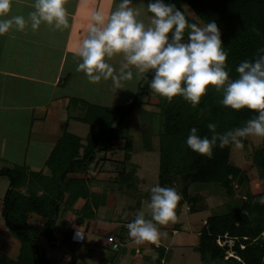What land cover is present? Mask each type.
Wrapping results in <instances>:
<instances>
[{"label": "trees", "instance_id": "obj_1", "mask_svg": "<svg viewBox=\"0 0 264 264\" xmlns=\"http://www.w3.org/2000/svg\"><path fill=\"white\" fill-rule=\"evenodd\" d=\"M166 2L174 3L185 12L191 22L198 24L206 23L208 20L216 22L222 44L228 51L226 68L231 78L237 75L235 67L240 61L251 60L257 49L264 47V0H166ZM186 6L194 15L186 11ZM151 75L150 71L146 73L136 98L127 105L101 107L83 103L82 109L85 110L83 120L90 125L87 143L82 146L78 138L64 134L47 162L53 176L50 181L44 182L40 174L26 171L19 166L0 170V175L10 177V188L3 200L4 224L20 243L19 253L15 257L0 251V264H49L45 254L39 252L40 237L45 234L52 238L53 227L64 210H61L64 195L66 193L77 195L81 191L78 189L81 188L83 191L88 189L83 181L69 178L68 175L86 169L98 153L111 151L114 143L121 138L126 139V145L124 159L119 162L118 182L122 186L132 185L130 182L136 177L138 164L131 160L134 141L132 136H129L132 135L129 128L125 129L123 124L131 112L141 107L145 99L150 98L152 94L158 99L156 106L160 109L161 123L158 131L149 136L151 138L146 137L150 132V124L148 122L143 124L139 131L142 143V148L139 149L150 152L158 150V184L175 188V181L178 180L182 184L181 192L176 188L181 195L176 208L187 203L197 209L200 196L196 195L197 192L190 193L191 185L194 184L218 185L222 195L230 196L231 199L236 198L237 194L247 197L226 213L207 217L200 234L199 251L209 260L226 264H264V244L260 240L261 234H264V203L259 202L264 190L249 195L248 172L231 162L232 144L223 148L214 147L212 157L208 158L191 150L185 143L189 129L193 126L198 129L199 135L210 136L211 132L207 128L209 122L216 124V132H224L242 126L256 113L246 108L233 110L221 105L219 101L222 93L213 86H208L196 107H192L180 96H175L169 101L148 87ZM77 102L78 99H72V104L77 105ZM81 147L82 155L79 154ZM251 160L257 176L264 178V145L254 150ZM39 191L42 192L40 195ZM30 214L45 217V224L41 226L30 223ZM225 235L235 238L237 243L233 249L236 252L235 256L225 258L226 260H224L227 256L226 246L217 243V239H223ZM251 240L255 242L250 243ZM240 245H244V248Z\"/></svg>", "mask_w": 264, "mask_h": 264}, {"label": "crops", "instance_id": "obj_2", "mask_svg": "<svg viewBox=\"0 0 264 264\" xmlns=\"http://www.w3.org/2000/svg\"><path fill=\"white\" fill-rule=\"evenodd\" d=\"M14 3L15 15L18 14L17 9L26 4L20 15L27 19L32 11V0H14ZM117 3L118 0H65L67 27L57 29L42 22L36 30L31 29L29 24L22 31L12 28L0 35V113H4L0 115L1 164L10 168L23 167L26 171L40 174L42 181H50L52 174L47 162L64 134L78 138L82 146L87 143L90 125L83 120V103L99 105L95 101L103 100V84L89 82L82 71H76V65L81 60L73 50L86 35L91 13L95 10L108 13L115 9ZM131 6L139 8L140 18L147 22L151 14L146 11V0H133ZM119 60L120 57H114L110 63L118 65ZM72 99H78V104H72ZM114 146L107 153H98L86 169L68 175L83 181L88 189H78L81 191L77 195H64L61 204L64 216L59 215L56 220L51 244L56 248L63 247L65 253L56 258L45 254L48 263L180 264L185 260L181 264H187L197 254V258L203 261L201 264H224L209 260L199 251L200 234L206 221L196 229L188 216L185 217L189 220L187 225L181 222L184 221L180 218L182 213L191 215L198 210L193 206H187L186 210L184 207L176 208L175 221L158 225L161 232L158 242L137 244L128 236L126 224L132 219L125 218L126 210L120 207L119 199L129 195L133 189L140 190V185L135 186L131 181L132 185L122 186L118 182L119 174L115 175L116 178L102 176L101 170L107 164L110 153L114 152ZM6 148L12 154L20 152L21 156L9 162L3 157ZM79 154H83V147ZM121 161L117 160L115 165L118 166ZM22 191L26 193L24 188ZM144 192L143 199L147 201L149 197L146 190ZM41 193L39 191L38 195ZM111 212L112 216L109 215ZM144 215L149 214L145 212ZM1 222L2 226L5 225L3 216ZM29 222L42 226L46 218L30 214ZM77 229L83 232L80 239H74ZM108 236L116 237L118 249H112ZM261 238L264 244L263 233Z\"/></svg>", "mask_w": 264, "mask_h": 264}, {"label": "clouds", "instance_id": "obj_3", "mask_svg": "<svg viewBox=\"0 0 264 264\" xmlns=\"http://www.w3.org/2000/svg\"><path fill=\"white\" fill-rule=\"evenodd\" d=\"M132 4L133 0H118L108 13H91L86 35L73 50L81 60L76 71H82L92 83L110 80L115 90L122 89V82L133 79V69L136 79L150 71L148 87L169 101L180 96L196 107L208 86H213L222 93L221 105L256 113L242 126L224 132H216V124L209 122L210 136H201L195 126L191 127L186 145L208 158L214 147L232 144L239 148L245 137H264V47L257 49L251 60L240 61L235 67L237 75L231 78L226 68L228 51L214 20L191 22L174 3L146 0V11L151 15L145 22L140 18V9ZM31 7L25 19L23 15L9 14L12 0H0V35L12 28L22 31L29 24L36 30L42 22L57 29L67 27L65 0H32ZM114 57H120L118 65L110 63ZM180 199L175 187L152 185L147 203L150 218L138 211L126 224L128 236L137 244L158 242V225L175 221ZM259 202L264 203V195ZM82 235L77 229L74 239Z\"/></svg>", "mask_w": 264, "mask_h": 264}, {"label": "rangeland", "instance_id": "obj_4", "mask_svg": "<svg viewBox=\"0 0 264 264\" xmlns=\"http://www.w3.org/2000/svg\"><path fill=\"white\" fill-rule=\"evenodd\" d=\"M14 0H12V8L10 11V15H15L14 10ZM30 5V4H29ZM26 9V4L21 5L20 8L17 9L18 14L20 15L21 11H24ZM186 11L190 15H194L193 12L190 10L189 7H185ZM31 10V8H29ZM203 24V23H201ZM4 35V34H3ZM10 37H8L9 40ZM134 76L132 80L124 81L122 82V89L115 90L112 86V83L110 80L104 81L101 80L100 84H103L101 86L103 90L102 99L103 100H97L95 103L99 104L101 107H113V106H121V105H127L131 101H133L140 89V85L145 79L146 73L141 76L140 79L135 78V70H133ZM112 97V99H110ZM146 101L143 102L141 107L136 108L131 112V114L127 117V119L124 122L125 129L129 128V133L132 135L133 143V156L132 161L139 165L136 177L134 180H131L132 184L135 186L140 185V187L137 189H133L132 192L129 193V195L126 194L124 197H120V207H124L126 212L124 213L125 218L127 220L134 219L138 211H143L144 213L147 212L149 215L147 218H150V210L147 208L148 200L145 201L143 197L145 196L144 190H146V194L149 197V189L152 185L157 184L158 182V164H159V152L158 150L155 151H146L142 148V143L140 141L139 131L140 128L148 122L150 124V132H148L146 137H149L152 133H155L158 131V128L160 126V109L156 106L157 103V96L155 94L150 95V98L145 99ZM113 105V106H112ZM0 115H4V113H0ZM10 120H12L10 118ZM115 125V124H114ZM86 127V126H85ZM87 128V127H86ZM151 138V137H149ZM126 139L121 138L117 140L114 144V152L111 154L110 157L106 160L108 161L106 165H104V168H102L101 172H103L102 176L104 178L109 175L111 178H116V174L118 175L120 172L119 165H115V162L117 160H122L124 157V147L126 145ZM33 142H31V146L33 147ZM264 145V137H256V136H248L243 138L242 146L236 147L235 145L232 146L231 149V162L240 167L243 168L248 172V185L247 189L250 191L249 195L256 194L258 192H262L264 190V178H259L257 176L256 168L254 167L252 163V155L254 153V150L260 146ZM68 151H66L67 153ZM1 154V151H0ZM15 154V155H13ZM6 148V152L3 153V157H5L9 162H13L16 158H19L21 156V153H13ZM2 155V154H1ZM116 160V161H115ZM9 165V164H8ZM14 165V164H13ZM4 166L6 168L7 165L0 163V170L4 169ZM17 167V166H15ZM95 172V171H94ZM105 173V174H104ZM107 186V185H106ZM175 186L178 191L181 192L182 190V184L177 180L175 181ZM190 193L194 194L197 192L196 195L200 196V199H198L199 203L196 205V208L198 210L194 212L193 214H186L182 213L180 215V218H184V221H181L184 225H187V221L193 222L192 227L194 229L198 227H202L203 221L205 222L207 220V217L212 215H218L223 214L229 211L232 207L237 206L238 202L245 201L247 197H241L239 194H237L236 198L231 199L230 196L222 195L220 187L215 184H194L191 185ZM10 188V177L7 175H0V251L6 253L7 255L15 257L20 250V243L16 236L13 234V232L8 229L5 225L2 226L1 218H2V203L5 198V195ZM122 192V191H120ZM123 195V194H122ZM233 200V201H232ZM145 201V202H144ZM232 202V205H231ZM117 203V202H116ZM118 202V204H120ZM141 209H139L140 205ZM189 206V204L184 203L180 208L184 207V209ZM128 207V208H126ZM129 207L132 208V210H128ZM118 209L115 210V212ZM186 210V209H185ZM111 212L109 215L112 216ZM60 216H64V214H60ZM189 217V220L185 217ZM173 221H170L167 224H171ZM245 239V238H244ZM260 240H262L260 236ZM250 243H254V240L249 241ZM217 243L222 244L221 246H226V255L227 257L235 256L236 252L233 250L235 249L234 246L237 244L235 238H232L228 235H225L222 238L217 239ZM248 243V244H250ZM240 248V247H239ZM40 254H47L49 258H56L57 256H60L65 253V249L62 248H56L51 244V239L49 236H46L45 234L40 237ZM180 256V253L177 254ZM225 255V256H226ZM182 256V254H181ZM198 255L194 254V256L187 262V264H198V261L200 264L201 260L197 258ZM224 257V260H226ZM41 259V258H40ZM185 260H182L181 262H184ZM180 262V264H181ZM213 264V262H211ZM226 264V263H224Z\"/></svg>", "mask_w": 264, "mask_h": 264}, {"label": "built area", "instance_id": "obj_5", "mask_svg": "<svg viewBox=\"0 0 264 264\" xmlns=\"http://www.w3.org/2000/svg\"><path fill=\"white\" fill-rule=\"evenodd\" d=\"M107 240L110 243L112 249H114V250L118 249L119 243L116 241V237L115 236H108ZM219 245H222V244H219ZM240 246H241V248H244V245H240Z\"/></svg>", "mask_w": 264, "mask_h": 264}]
</instances>
